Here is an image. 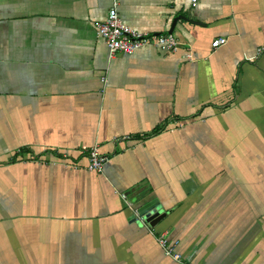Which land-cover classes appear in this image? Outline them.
<instances>
[{"label":"crops","instance_id":"crops-1","mask_svg":"<svg viewBox=\"0 0 264 264\" xmlns=\"http://www.w3.org/2000/svg\"><path fill=\"white\" fill-rule=\"evenodd\" d=\"M116 1L140 33L186 17L179 49L110 60L113 0H0V264H264V0Z\"/></svg>","mask_w":264,"mask_h":264},{"label":"built area","instance_id":"built-area-1","mask_svg":"<svg viewBox=\"0 0 264 264\" xmlns=\"http://www.w3.org/2000/svg\"><path fill=\"white\" fill-rule=\"evenodd\" d=\"M96 34L105 43L110 60L118 53L132 55L145 46H153L162 51L173 53L179 49L180 45L173 34H147L131 29L120 19L116 0H113L105 20L97 24ZM226 41L225 38H217L212 41L211 46L213 49H217L224 45ZM81 153L87 158L86 169L89 172L102 173L104 165L110 159L108 155L100 152L98 145L83 146ZM123 198L126 199V196L123 195ZM127 203L131 207V203ZM134 214L137 219L145 223L144 218L139 215L138 211L134 210ZM157 242L166 256L176 262H183L182 255L176 250V242L169 239L167 234L161 233L157 237Z\"/></svg>","mask_w":264,"mask_h":264},{"label":"water","instance_id":"water-1","mask_svg":"<svg viewBox=\"0 0 264 264\" xmlns=\"http://www.w3.org/2000/svg\"><path fill=\"white\" fill-rule=\"evenodd\" d=\"M180 19L186 20V17L181 15L174 17L171 28L167 34H173L176 23ZM189 21L192 22V20ZM138 213L151 227L155 226L165 216V213L158 210V205L155 201H149L145 204H141L138 207Z\"/></svg>","mask_w":264,"mask_h":264}]
</instances>
